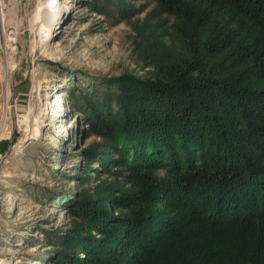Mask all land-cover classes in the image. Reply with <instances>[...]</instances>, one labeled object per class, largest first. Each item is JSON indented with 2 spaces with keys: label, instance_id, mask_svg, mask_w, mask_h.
Segmentation results:
<instances>
[{
  "label": "rangeland",
  "instance_id": "1",
  "mask_svg": "<svg viewBox=\"0 0 264 264\" xmlns=\"http://www.w3.org/2000/svg\"><path fill=\"white\" fill-rule=\"evenodd\" d=\"M63 1L52 31L53 0H0V264H136V252L115 255L131 228L116 241L107 229L138 208L170 214L143 189L158 177L124 163L99 121L119 111L118 78L155 72L145 28L170 34L175 19L156 0Z\"/></svg>",
  "mask_w": 264,
  "mask_h": 264
},
{
  "label": "trees",
  "instance_id": "2",
  "mask_svg": "<svg viewBox=\"0 0 264 264\" xmlns=\"http://www.w3.org/2000/svg\"><path fill=\"white\" fill-rule=\"evenodd\" d=\"M156 1L175 21L142 34L155 72L118 78L119 111L97 121L124 163L158 177L143 189L170 215L123 214L107 229L131 228L118 263L264 264V0Z\"/></svg>",
  "mask_w": 264,
  "mask_h": 264
},
{
  "label": "bare ground",
  "instance_id": "3",
  "mask_svg": "<svg viewBox=\"0 0 264 264\" xmlns=\"http://www.w3.org/2000/svg\"><path fill=\"white\" fill-rule=\"evenodd\" d=\"M68 10H70V5L66 1L53 0V2L48 3V5L45 7L44 14H46L47 16L43 17V18L41 17L42 21L52 31L57 30L60 28V26L58 24L60 23L61 17H64L68 13ZM48 106H46L45 108L43 107L40 110V113L42 114L43 122L45 119L49 118L50 113L48 112Z\"/></svg>",
  "mask_w": 264,
  "mask_h": 264
}]
</instances>
